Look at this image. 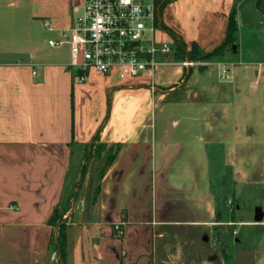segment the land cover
I'll return each instance as SVG.
<instances>
[{
	"label": "crops",
	"instance_id": "obj_1",
	"mask_svg": "<svg viewBox=\"0 0 264 264\" xmlns=\"http://www.w3.org/2000/svg\"><path fill=\"white\" fill-rule=\"evenodd\" d=\"M82 1L0 0V264H264V211L241 221L236 202L245 185L264 187V22L240 24L243 0H166L161 10L154 0L155 41L170 48L161 64L125 81L90 70L79 83L62 32ZM233 9L235 53L196 69L165 64L187 60L178 46L186 58L192 46L219 47ZM228 114L257 117L255 151L245 158L234 124L231 158L212 169V150L227 155L216 119ZM78 163L97 197L92 210L63 211Z\"/></svg>",
	"mask_w": 264,
	"mask_h": 264
},
{
	"label": "built area",
	"instance_id": "obj_2",
	"mask_svg": "<svg viewBox=\"0 0 264 264\" xmlns=\"http://www.w3.org/2000/svg\"><path fill=\"white\" fill-rule=\"evenodd\" d=\"M77 10L62 34L67 38L70 65L79 70V83L85 82L90 70L105 76L116 71L119 81L148 74L161 64L157 58L170 52L166 44L155 41L160 16L154 0H83ZM44 26L48 28L47 23ZM62 44L48 43L50 47ZM171 64L183 69L198 66L189 60ZM114 230L121 235L118 226Z\"/></svg>",
	"mask_w": 264,
	"mask_h": 264
},
{
	"label": "rangeland",
	"instance_id": "obj_3",
	"mask_svg": "<svg viewBox=\"0 0 264 264\" xmlns=\"http://www.w3.org/2000/svg\"><path fill=\"white\" fill-rule=\"evenodd\" d=\"M157 60H163L162 57L157 58ZM171 63H174L171 61ZM195 63H198L197 61ZM173 67L178 68L177 66L172 65ZM198 67V66H197ZM193 69H196L193 68ZM227 80L222 79L220 82H226ZM216 121H220L222 126L226 125V132L225 135L227 137V140L229 141L228 144V149H227V155L225 154V150H223V148H217L212 150V169L215 168V161L218 158L219 160L223 161V159L228 158V160L231 158V154L234 151L233 147H232V143L230 142V140H232V138H234L235 136V131L233 128V125H242L245 129V132L243 134L244 137V156L245 158L248 156L249 159L251 157V155L253 154V152L255 151L254 148H252L253 142H254V138L257 137V133L253 134V132L256 130L257 127V117H253L252 115H248L246 117L241 118L238 115L235 114H228L227 116H225V118H217ZM255 133V132H254ZM256 139V138H255ZM226 141V140H225ZM261 159L263 157V155L261 154L259 156ZM223 162H221L220 164V168L222 167L223 170V174L226 180L222 181L220 184H223V188L225 187L224 185L228 187L230 186V182H229V175H228V170H226L225 168L223 169ZM225 171V173H224ZM199 173V170L196 171L195 175H197ZM92 176H87L86 179H84V175H83V166L80 165V163L78 164H74L71 167V172L69 174V178H68V186H67V190L65 192V197H64V207L62 210L65 211L66 209L70 208L72 205H84L85 207L88 206L90 207L89 209L92 210L93 209V205L95 203L97 194H96V181L93 178H90ZM214 183V181H213ZM216 184V182H215ZM226 192H228L227 194H225V196L232 198V192L228 189ZM234 198V197H233ZM236 202H238V207H239V212L237 213L239 216V219L241 221H246V220H250L252 215H253V211L256 208H260L264 211V187H255L253 186L252 188H250L248 185L244 186L243 188H241V192L239 193V195L236 197ZM61 213L58 214V219L56 220V224L57 226L61 223V220H59L61 218ZM247 228H242L241 232L243 233L244 231H246ZM57 231V228H56ZM230 232H225L226 235H228ZM223 243H221L222 246Z\"/></svg>",
	"mask_w": 264,
	"mask_h": 264
},
{
	"label": "trees",
	"instance_id": "obj_4",
	"mask_svg": "<svg viewBox=\"0 0 264 264\" xmlns=\"http://www.w3.org/2000/svg\"><path fill=\"white\" fill-rule=\"evenodd\" d=\"M156 3H158V1H156ZM165 3H166V0H164L160 4L159 10L162 9V7ZM235 18H236V10L233 9L231 11V13L229 14V17H228V24H227L225 39L223 40V42L221 43V45L219 47H217L216 49H214L213 51H211L209 53L203 54V53L198 52V50L196 48H194V46H192L191 50L188 52L187 58H186L184 56V54L182 53L183 47L178 46L177 49L179 50V53H180V59H187L189 61L196 62V61H203V60L211 59L212 57H216V56L221 55L225 48H230L235 43V40H234V33L236 31V20H235ZM163 29L165 31H167V29H165V28H163ZM96 194H97V188H96ZM57 219H58V211H55V213L53 214V217L51 219V223H52L53 227L57 228V236H56V241L54 242V244L59 250V256H60L59 259L62 262L63 257H64V253H63L64 224L61 222L57 226V224H56ZM59 220H61V218Z\"/></svg>",
	"mask_w": 264,
	"mask_h": 264
},
{
	"label": "water",
	"instance_id": "obj_5",
	"mask_svg": "<svg viewBox=\"0 0 264 264\" xmlns=\"http://www.w3.org/2000/svg\"><path fill=\"white\" fill-rule=\"evenodd\" d=\"M240 24L249 28H255L264 22V0H243L237 6ZM235 53L236 47L232 46ZM260 221V218H257Z\"/></svg>",
	"mask_w": 264,
	"mask_h": 264
}]
</instances>
